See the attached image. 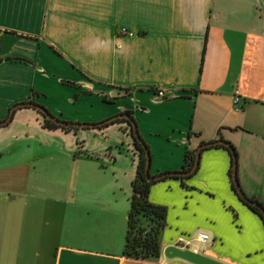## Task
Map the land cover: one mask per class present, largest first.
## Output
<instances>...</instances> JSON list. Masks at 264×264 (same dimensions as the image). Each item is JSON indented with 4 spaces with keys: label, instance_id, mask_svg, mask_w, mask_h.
I'll return each instance as SVG.
<instances>
[{
    "label": "crops",
    "instance_id": "1",
    "mask_svg": "<svg viewBox=\"0 0 264 264\" xmlns=\"http://www.w3.org/2000/svg\"><path fill=\"white\" fill-rule=\"evenodd\" d=\"M29 101L73 122L132 111L152 175L224 139L243 191L264 205V0H0V121ZM37 137L0 129V264H128L138 162L102 177L81 152L65 156L58 177L37 164ZM230 167L226 149L206 148L187 187L179 178L152 185L167 225L159 258L141 264H194L164 254L193 242L188 249L226 264H264V222L233 190Z\"/></svg>",
    "mask_w": 264,
    "mask_h": 264
},
{
    "label": "rangeland",
    "instance_id": "2",
    "mask_svg": "<svg viewBox=\"0 0 264 264\" xmlns=\"http://www.w3.org/2000/svg\"><path fill=\"white\" fill-rule=\"evenodd\" d=\"M41 104V103H39ZM42 105V104H41ZM18 111V112H17ZM22 113H31L28 117H21ZM44 115L37 109L32 107H23L16 110L12 121L4 126L5 131L9 134L17 133L24 134H36L38 137L33 145H38V165H52L50 168L54 171L58 177L65 176L69 165L65 156L74 154L78 155L81 152H88L95 156V160L86 161L90 165L95 166L96 171L101 170L100 175L102 177L113 178L114 171L118 167L124 168L126 166L133 165L138 162V154L134 147L133 137L130 131L126 132L122 128L126 129L127 124L125 122H115L102 129H85L81 128L77 131H65L62 129L48 130L43 127ZM111 131V137H108V133ZM40 133V134H39ZM38 140V142H37ZM116 142L113 144V148L104 149L101 148L108 144L110 141ZM37 142V143H36ZM39 142L42 145H39ZM74 151L72 152V150ZM97 153L98 155H95ZM110 155L112 158L105 157L104 155ZM115 158L119 166L108 167L101 165L104 163H113ZM7 157L2 159L6 161ZM111 166V165H110ZM146 224V222H144ZM186 242V241H185ZM182 246L183 244H179ZM185 247L194 248L200 246L199 243L193 242L190 245L184 243ZM128 264H141L142 261H137L129 258Z\"/></svg>",
    "mask_w": 264,
    "mask_h": 264
},
{
    "label": "trees",
    "instance_id": "3",
    "mask_svg": "<svg viewBox=\"0 0 264 264\" xmlns=\"http://www.w3.org/2000/svg\"><path fill=\"white\" fill-rule=\"evenodd\" d=\"M19 59L25 60L24 58H19ZM42 106L45 108L48 114H52L46 106L44 105ZM42 114L44 115V113ZM121 114L130 115L131 120L137 123L132 111L127 110ZM44 117L45 118L43 122V127L47 129H62L68 132L77 131L78 129H81V128L70 127V126H61L57 124L56 122L46 118L45 115ZM131 120L126 119V118H120V119L115 120L114 123L115 122H125L127 124V127L126 129H124V131H127V130L130 131V134L133 137L135 150L138 154V164H137L136 175L132 181V194L130 197V209L128 213V223H127V233H126V238H125L124 255L128 258H132L139 262V261H146V260H152V259L159 258L161 254L160 236H161L163 229L167 225V222H166L167 213H168L167 207L164 205L153 203L150 200V189L152 185L159 181L168 179V178H179L183 182V185L187 187V185L184 183V180L189 178L193 174H195V172H197V170L199 169V166L197 170L189 176H172V177H166L160 180H149L145 172V165H146V158H147L146 151L147 150L149 151L151 160H152V152L150 150L149 145L145 142L141 134L139 138H136L134 134V127L132 126ZM70 122H73V121H70ZM107 125L108 124L103 125L101 127L91 128V129H102L103 127ZM85 129H89V128H85ZM229 145L230 147L220 144L215 147L226 149L231 156V167L229 169V176H230L232 188L235 191V193L239 196V198L249 208H251L254 212H256L262 218L264 222V215L262 213V210L258 206L249 203L246 198L241 197L239 193L237 192V189L233 183L234 156L237 158V151L231 143H229ZM204 149L206 148L202 149L201 154ZM196 153H197V149L192 150L188 148L185 152V158H184V162H183L181 169L173 171V172H177V171L187 172L191 170L195 163ZM168 172H172V171L161 172L160 174L168 173ZM247 198L256 202L261 208L264 209V205L257 198L249 197V196H247ZM144 222H146V224H144Z\"/></svg>",
    "mask_w": 264,
    "mask_h": 264
},
{
    "label": "water",
    "instance_id": "4",
    "mask_svg": "<svg viewBox=\"0 0 264 264\" xmlns=\"http://www.w3.org/2000/svg\"><path fill=\"white\" fill-rule=\"evenodd\" d=\"M114 95L115 96H121V95H123V93L117 92V93H114ZM22 107H33L35 109H38L42 113H44L46 118L56 122L57 124H59L61 126H70V127H76V128H89V129H91V128H96V127H101V126L106 125V124H111L115 120L120 119V118H126V119L131 120L130 115L118 114V115H115L113 117H110V118H108L104 121H100V122H70V121L59 119L52 114H48L46 112L45 108L41 104L33 102V101H29V102L17 103L16 105H14L11 108L8 117L6 119L0 121V126H4V125H7L8 123H10L14 117L16 110L19 108H22ZM132 126L134 127V134H135L136 138H139L140 132H139L137 123L135 121H132ZM220 144H223V145L230 147L229 143L224 139L204 143L197 149L195 163H194L191 170H189L187 172H183V171L173 172L172 171V172L163 173V174H159V175H151V171H150L151 156L149 154V151L147 150L146 151L147 158H146V165H145V172H146L147 178L149 180H160V179H164L166 177H172V176H189V175L193 174L199 166L202 149L215 147V146L220 145ZM104 156L107 157V155H104ZM233 183H234L239 195L243 198H246L249 203L258 206L262 210V213L264 215V209L261 208L256 202L252 201L251 199H248L247 195L245 194V192L243 191V189L240 185L239 178H238L237 158L235 156H234V168H233ZM164 254L168 258H181V259H184V260L189 261V262L194 263V264H226V263H223V262L218 261L216 259H213L207 255H204L202 253H198L194 250H191L188 248H179L176 246L167 247L164 251Z\"/></svg>",
    "mask_w": 264,
    "mask_h": 264
},
{
    "label": "built area",
    "instance_id": "5",
    "mask_svg": "<svg viewBox=\"0 0 264 264\" xmlns=\"http://www.w3.org/2000/svg\"><path fill=\"white\" fill-rule=\"evenodd\" d=\"M123 32H125V31H123ZM129 34L130 35H133V33H130L129 32ZM166 92H165V90H163V89H159V90H157L156 91V93H155V96L156 97H159V98H164V97H166ZM240 101H241V97H239L238 95H235V98H234V102H235V104H239L240 103ZM209 235L207 234V233H203V232H201V233H198V239L200 240V241H202V242H205V241H207V240H209ZM178 243H184L185 242V238L184 237H180L179 239H178V241H177Z\"/></svg>",
    "mask_w": 264,
    "mask_h": 264
}]
</instances>
